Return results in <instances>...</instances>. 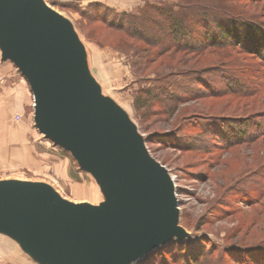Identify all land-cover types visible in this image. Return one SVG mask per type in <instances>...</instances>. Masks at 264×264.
Instances as JSON below:
<instances>
[{
    "label": "rangeland",
    "instance_id": "rangeland-1",
    "mask_svg": "<svg viewBox=\"0 0 264 264\" xmlns=\"http://www.w3.org/2000/svg\"><path fill=\"white\" fill-rule=\"evenodd\" d=\"M44 1L72 22L101 94L126 112L152 156L174 178L186 247L169 246L180 242L175 240L136 264H190L188 255L202 256L199 264H264V63L232 45L162 51L131 35L125 17L151 16L164 23L167 16L153 8L179 11L215 2L264 27V0ZM122 21L125 28L117 30ZM156 35L162 39L160 31ZM225 76L237 77L243 94L211 95L200 85L226 88ZM198 87L203 90L194 95ZM33 112L27 80L0 51V181L48 184L75 203L105 202L97 179L38 131ZM230 118L251 119L256 135L237 146L223 145L210 125ZM200 241L203 250L195 248ZM0 264L41 263L0 233Z\"/></svg>",
    "mask_w": 264,
    "mask_h": 264
},
{
    "label": "water",
    "instance_id": "water-1",
    "mask_svg": "<svg viewBox=\"0 0 264 264\" xmlns=\"http://www.w3.org/2000/svg\"><path fill=\"white\" fill-rule=\"evenodd\" d=\"M0 51L29 84L35 127L107 196L75 203L48 184L0 181V233L41 264H136L185 240L174 178L101 94L72 22L44 0H0Z\"/></svg>",
    "mask_w": 264,
    "mask_h": 264
},
{
    "label": "trees",
    "instance_id": "trees-1",
    "mask_svg": "<svg viewBox=\"0 0 264 264\" xmlns=\"http://www.w3.org/2000/svg\"><path fill=\"white\" fill-rule=\"evenodd\" d=\"M191 8L188 5L179 7V11H176L174 8H153V10L160 12L161 17L167 16V20L164 23L163 21H157L151 16L145 17L142 20L130 14L125 15V17L129 19L128 23L133 28L131 35L154 48H162V51L175 49L192 52L207 48H224L232 45L242 48L246 53L258 56L264 63V27L259 26L252 19L236 14L235 11L231 10L224 3L217 4L214 2L213 5L194 6L193 9ZM211 18H215L214 21ZM126 22L122 21L121 25L116 27L117 30L122 31L120 27L125 28ZM138 22H143L147 25L149 23L151 26L139 29L134 25ZM209 28L211 31H209ZM157 31H160L162 39L156 35ZM196 34H198V38L193 39V35ZM223 79L227 80L226 88H220L219 90L214 89L212 86L209 87L204 83L200 85L203 88L207 87L211 95L234 92L243 94L241 92L242 84L236 81L238 80L237 77L225 76ZM200 90L203 89L199 88L195 90L194 95L199 93ZM178 99H181L179 95ZM224 121L226 123H218L219 125L217 126L210 125V129L217 131L218 139L216 140H219L223 145L237 146L238 144L248 142V140L250 141L256 135L250 132L251 127L255 128V124L251 119L230 118L228 120L224 119ZM262 128L260 132H264V126ZM174 244L185 246L181 241L173 242L169 246ZM204 246L200 241L195 248L203 250ZM254 251H258V248L254 249ZM200 257L202 256L190 257L188 255L190 264H199L198 260Z\"/></svg>",
    "mask_w": 264,
    "mask_h": 264
}]
</instances>
